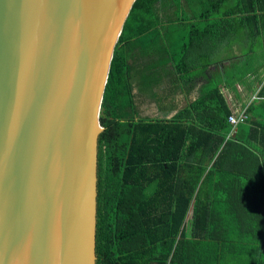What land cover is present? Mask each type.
<instances>
[{"label": "trees", "instance_id": "trees-1", "mask_svg": "<svg viewBox=\"0 0 264 264\" xmlns=\"http://www.w3.org/2000/svg\"><path fill=\"white\" fill-rule=\"evenodd\" d=\"M227 1L136 0L132 7L100 113L97 264H264V149L251 146L264 137V119L255 104L234 127L218 75L171 117L141 116L133 92L138 66L150 71L152 86L163 78L143 60L157 54L146 37L157 36L164 20L184 27L181 59L167 49L164 65L175 66L164 73H184L187 91L195 86L187 59L197 21L230 24L214 35V50L232 46L243 30L251 40L264 34V0H231L222 9Z\"/></svg>", "mask_w": 264, "mask_h": 264}, {"label": "water", "instance_id": "water-1", "mask_svg": "<svg viewBox=\"0 0 264 264\" xmlns=\"http://www.w3.org/2000/svg\"><path fill=\"white\" fill-rule=\"evenodd\" d=\"M135 1L0 0V264H97L100 113Z\"/></svg>", "mask_w": 264, "mask_h": 264}, {"label": "crops", "instance_id": "crops-1", "mask_svg": "<svg viewBox=\"0 0 264 264\" xmlns=\"http://www.w3.org/2000/svg\"><path fill=\"white\" fill-rule=\"evenodd\" d=\"M215 4L216 2L210 4L209 8H214ZM221 8L229 9V5H221ZM170 10L171 9L161 10V14ZM210 19H213V17L211 16ZM197 22H199L200 30H196L195 43L190 50L191 58L188 57L187 59L188 61H192V65H189L191 67L189 75L193 76V81L195 83V86L190 91H187L185 86L182 88L180 87L181 84L184 85V81L181 80V76L184 75V73L174 71L167 76L164 73L166 69L169 68L172 70V67L175 66L172 64H167V66H165L164 62H166L165 59H167V49H172V46H174L173 49L175 50L176 43L181 47L184 29L181 20H175L173 22L164 20L161 22L162 24L159 25V32L157 36H155V41L153 42L151 39L147 38V44L151 42L153 47L155 45L157 46L156 53L158 56L156 57V54L151 58L150 55H147L149 57L143 60L145 61L143 64L144 66L147 65L148 69L158 67V75L163 76V78L160 79L158 84L152 86L151 84L153 83H151L149 79V77H151L150 71H144L143 66H138L136 77H134L133 92L136 94V102L138 104L140 115L144 117H152L146 113L150 114L153 112L154 114L160 113L159 116L154 115V117H170L171 114L167 115L169 108L172 106L176 107L172 110V112H174L173 114H175L178 109L183 108L199 97L200 89L208 82V79H212L215 75H218L222 80L221 90L226 97L232 113H236L244 108H247L248 110L250 105L255 104L253 112L257 119H264L262 117L264 116V105H261V101L264 99V97L261 96V91L264 88V78L260 79L259 77L260 68L241 75L252 85L247 84L248 82H245L246 80L241 81L240 78L236 83L231 85L224 79L227 75V68L239 69L240 62L245 61V54L239 50L241 49L240 46L242 39H238L232 45V57L228 56L226 53L223 56H219L220 51H224V45L228 43L222 42L219 48L217 47L216 50H214V35L216 33L223 34L224 30L230 27V24L228 22H221L220 25L214 27L213 23H207L205 20ZM246 85H248L247 87H250V89H247ZM153 92H158V94L153 96ZM145 107L147 108L145 109ZM242 130V135L248 138L249 132L246 129ZM233 134L236 135V130ZM259 137L260 136H258V138ZM251 146L256 149L262 148L263 150L264 137H261L259 141L257 139L252 140Z\"/></svg>", "mask_w": 264, "mask_h": 264}, {"label": "rangeland", "instance_id": "rangeland-1", "mask_svg": "<svg viewBox=\"0 0 264 264\" xmlns=\"http://www.w3.org/2000/svg\"><path fill=\"white\" fill-rule=\"evenodd\" d=\"M231 3V0L227 1V4L229 5ZM245 32V33H244ZM241 46L239 49L240 51H242L243 54H245V61H241L240 62V68H227V75L224 78L229 84L233 85L234 83H236V81L240 78L241 81H245L248 82L247 84H251L244 76H241L243 73H248L251 72V70H255V69H259V77L260 79L264 78V34H257L255 37H253V39L251 40L247 35H246V30H243L241 32ZM149 38L151 39L153 42L155 41V32L153 31L149 37L147 36L146 39ZM181 52H183L181 50V47L177 46L176 48V53H175V57L176 59L179 57L181 59ZM227 54L228 56H231L232 53V46L229 44L224 45V51H220L219 56H223L224 54ZM251 69V70H250ZM261 74V75H260ZM241 76V77H240ZM252 85V84H251ZM248 85H246L247 87ZM247 89H250V87H247ZM170 94V93H167ZM147 107H145L146 109ZM151 110V109H150ZM174 112H169L168 115L171 114V116H173ZM149 116L154 117L155 116H159L158 113L154 114L153 112L148 114ZM170 116V117H171Z\"/></svg>", "mask_w": 264, "mask_h": 264}, {"label": "built area", "instance_id": "built-area-1", "mask_svg": "<svg viewBox=\"0 0 264 264\" xmlns=\"http://www.w3.org/2000/svg\"><path fill=\"white\" fill-rule=\"evenodd\" d=\"M250 117V114L247 110V108H244L240 111H237L236 113H232L229 116V121L233 124L235 127L238 123L247 121Z\"/></svg>", "mask_w": 264, "mask_h": 264}, {"label": "flooded vegetation", "instance_id": "flooded-vegetation-1", "mask_svg": "<svg viewBox=\"0 0 264 264\" xmlns=\"http://www.w3.org/2000/svg\"><path fill=\"white\" fill-rule=\"evenodd\" d=\"M147 221V219H145Z\"/></svg>", "mask_w": 264, "mask_h": 264}]
</instances>
